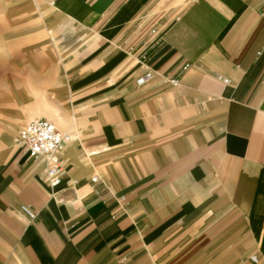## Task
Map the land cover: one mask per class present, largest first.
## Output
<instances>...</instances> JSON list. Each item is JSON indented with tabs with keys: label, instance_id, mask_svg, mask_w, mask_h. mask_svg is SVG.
<instances>
[{
	"label": "crops",
	"instance_id": "obj_1",
	"mask_svg": "<svg viewBox=\"0 0 264 264\" xmlns=\"http://www.w3.org/2000/svg\"><path fill=\"white\" fill-rule=\"evenodd\" d=\"M28 2L51 101L6 104L0 264H264V0ZM40 118L55 188L14 143Z\"/></svg>",
	"mask_w": 264,
	"mask_h": 264
},
{
	"label": "rangeland",
	"instance_id": "obj_2",
	"mask_svg": "<svg viewBox=\"0 0 264 264\" xmlns=\"http://www.w3.org/2000/svg\"><path fill=\"white\" fill-rule=\"evenodd\" d=\"M29 10L28 0H0V138L10 134L6 123L15 121L7 115V103L34 104L38 113L51 101L48 84L31 68L39 43L48 38L25 16Z\"/></svg>",
	"mask_w": 264,
	"mask_h": 264
},
{
	"label": "built area",
	"instance_id": "obj_3",
	"mask_svg": "<svg viewBox=\"0 0 264 264\" xmlns=\"http://www.w3.org/2000/svg\"><path fill=\"white\" fill-rule=\"evenodd\" d=\"M152 75L153 72H149L145 78L149 79ZM72 139L71 134L58 130L52 122L40 118L32 120L20 128L14 138V143L31 158L47 160L49 165L47 181L51 188H55L62 183L65 175L61 153ZM92 181L96 182L97 177L92 178ZM251 261L258 263L257 257H252Z\"/></svg>",
	"mask_w": 264,
	"mask_h": 264
}]
</instances>
